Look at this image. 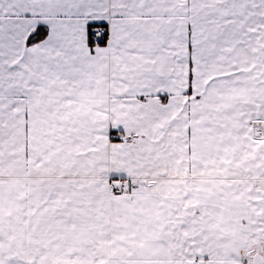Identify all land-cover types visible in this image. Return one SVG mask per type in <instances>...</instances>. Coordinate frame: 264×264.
<instances>
[{"label":"snow or ice","instance_id":"6c2138e0","mask_svg":"<svg viewBox=\"0 0 264 264\" xmlns=\"http://www.w3.org/2000/svg\"><path fill=\"white\" fill-rule=\"evenodd\" d=\"M0 264H264V0H0Z\"/></svg>","mask_w":264,"mask_h":264}]
</instances>
